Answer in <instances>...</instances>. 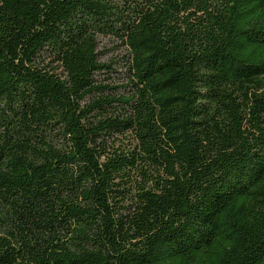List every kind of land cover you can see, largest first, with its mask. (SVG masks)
Returning <instances> with one entry per match:
<instances>
[{
    "label": "trees",
    "instance_id": "16d2710c",
    "mask_svg": "<svg viewBox=\"0 0 264 264\" xmlns=\"http://www.w3.org/2000/svg\"><path fill=\"white\" fill-rule=\"evenodd\" d=\"M0 264H264V0H0Z\"/></svg>",
    "mask_w": 264,
    "mask_h": 264
},
{
    "label": "rangeland",
    "instance_id": "374dc122",
    "mask_svg": "<svg viewBox=\"0 0 264 264\" xmlns=\"http://www.w3.org/2000/svg\"><path fill=\"white\" fill-rule=\"evenodd\" d=\"M115 46V43L107 39H99L98 51L100 53V60L103 62H107L111 59H115L126 54V50L123 46Z\"/></svg>",
    "mask_w": 264,
    "mask_h": 264
}]
</instances>
